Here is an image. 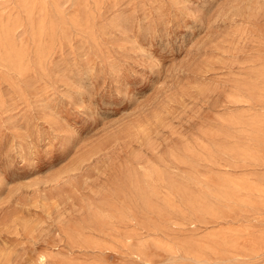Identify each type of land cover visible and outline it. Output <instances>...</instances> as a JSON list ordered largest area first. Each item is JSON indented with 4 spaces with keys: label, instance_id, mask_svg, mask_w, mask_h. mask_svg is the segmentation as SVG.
<instances>
[{
    "label": "rangeland",
    "instance_id": "rangeland-1",
    "mask_svg": "<svg viewBox=\"0 0 264 264\" xmlns=\"http://www.w3.org/2000/svg\"><path fill=\"white\" fill-rule=\"evenodd\" d=\"M0 264H264V0H0Z\"/></svg>",
    "mask_w": 264,
    "mask_h": 264
}]
</instances>
